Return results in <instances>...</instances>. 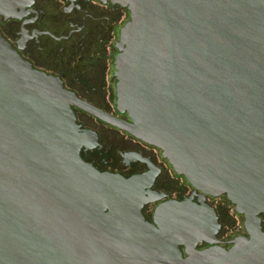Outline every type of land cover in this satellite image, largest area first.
Here are the masks:
<instances>
[{
  "label": "water",
  "instance_id": "95a60500",
  "mask_svg": "<svg viewBox=\"0 0 264 264\" xmlns=\"http://www.w3.org/2000/svg\"><path fill=\"white\" fill-rule=\"evenodd\" d=\"M109 1L129 11L115 56L116 107L129 121L32 68L0 34V264H264V0ZM32 2L0 0V16ZM71 105L158 147L196 189L224 194L248 236L196 249L215 215L190 201L145 221V176L85 162L96 135Z\"/></svg>",
  "mask_w": 264,
  "mask_h": 264
},
{
  "label": "flooded vegetation",
  "instance_id": "af4514ba",
  "mask_svg": "<svg viewBox=\"0 0 264 264\" xmlns=\"http://www.w3.org/2000/svg\"><path fill=\"white\" fill-rule=\"evenodd\" d=\"M20 14L7 19L0 16V34L23 60L58 79L80 100L129 121L126 113L116 107L115 76L116 43L120 28L129 19L127 8L109 0H33ZM71 109L79 128L96 135L93 147L80 150L85 162L100 172L124 178L145 176L142 188L148 201L141 208L145 221L154 223L155 209L161 204L190 201L211 208L215 215L196 249L211 246V241L229 248L236 236H248L244 216L224 194L203 193L175 172L158 147L76 105ZM260 216L264 231V214ZM180 250L185 257L184 246Z\"/></svg>",
  "mask_w": 264,
  "mask_h": 264
}]
</instances>
